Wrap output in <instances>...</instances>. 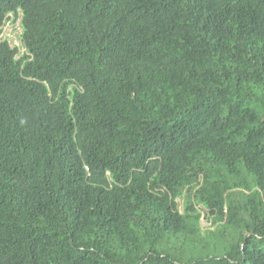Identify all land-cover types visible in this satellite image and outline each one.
Segmentation results:
<instances>
[{"label":"trees","instance_id":"1","mask_svg":"<svg viewBox=\"0 0 264 264\" xmlns=\"http://www.w3.org/2000/svg\"><path fill=\"white\" fill-rule=\"evenodd\" d=\"M11 18L0 264H264V0H0Z\"/></svg>","mask_w":264,"mask_h":264},{"label":"rangeland","instance_id":"2","mask_svg":"<svg viewBox=\"0 0 264 264\" xmlns=\"http://www.w3.org/2000/svg\"><path fill=\"white\" fill-rule=\"evenodd\" d=\"M9 25H11V23ZM5 29H6L5 30V36L7 38H9L10 41H12V43H14V44L19 43V33L17 32V31H20L19 26H18L17 31H11L12 30V26H7V27H5ZM15 38H17V39L15 40ZM201 225H202L203 228L211 227L212 229H214V226L211 225V221H208L204 217L201 220Z\"/></svg>","mask_w":264,"mask_h":264},{"label":"clouds","instance_id":"3","mask_svg":"<svg viewBox=\"0 0 264 264\" xmlns=\"http://www.w3.org/2000/svg\"><path fill=\"white\" fill-rule=\"evenodd\" d=\"M11 23V25H9ZM7 26H12V30L11 31H17V29H18V26H19V28H20V31H17L19 34L22 32V29H21V27H20V25H19V21L17 20L16 22H13V18H11L10 20H8L6 23H5V25L4 26H0L1 28H2V32H1V34H0V38L2 39V38H7L6 36H5V27H7ZM8 39V41L11 43V45H13V46H19L20 48L22 47V42H21V39H20V37H19V43H17V44H14V43H12V41H10V39L9 38H7ZM17 38H15V40H16ZM21 49H24V48H21Z\"/></svg>","mask_w":264,"mask_h":264}]
</instances>
